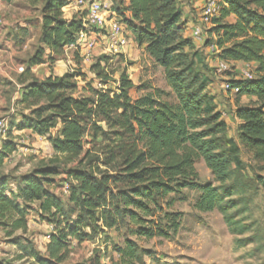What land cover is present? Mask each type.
Wrapping results in <instances>:
<instances>
[{"label": "trees", "instance_id": "trees-1", "mask_svg": "<svg viewBox=\"0 0 264 264\" xmlns=\"http://www.w3.org/2000/svg\"><path fill=\"white\" fill-rule=\"evenodd\" d=\"M127 1L122 9L114 5L113 11L123 18L134 42L162 67L172 100L164 99L159 89L132 98L134 85L126 74L130 63L115 78L126 62L121 53L116 65L107 56L92 65L100 89L89 82L79 91V73L74 70L30 81L19 101L30 113L22 117L17 129L47 136L55 153L50 163L56 165L34 168L21 177L15 190L0 183V229L8 236L18 230L25 232L26 205L34 202L39 218L53 228L44 253L23 239L20 252L0 264H63L73 241L81 244L110 230L124 239L123 245L115 247L119 264H141L147 252L140 240L168 239L177 233L182 213L170 210L168 196L185 188L198 189L194 208L199 212L218 210L232 234L250 230V224L237 218L246 212V205L235 197L245 187L239 146L225 135L227 123L206 91L208 78L195 72L197 53L184 35L177 0ZM219 1L221 17L212 20L222 59L257 64L256 76L229 82L238 89L237 98H255L250 104L238 105L234 116L239 121L240 144L264 170V0ZM66 4V0H44L42 7L38 43L54 56L75 44L83 29L81 18L63 17ZM230 14L235 15V22L222 23ZM43 54V47L38 46L29 64L42 63ZM108 82L114 87L106 88ZM58 123L57 134L50 135ZM85 136L92 138L88 142L91 148H85ZM95 146L100 147L102 157L94 154ZM13 150V145L4 143L0 166ZM59 158L63 163L77 160L67 169V205L49 187V177L59 169ZM198 159L204 161L217 185L197 182ZM256 178L264 188V177ZM95 261L100 264L97 257Z\"/></svg>", "mask_w": 264, "mask_h": 264}, {"label": "rangeland", "instance_id": "rangeland-1", "mask_svg": "<svg viewBox=\"0 0 264 264\" xmlns=\"http://www.w3.org/2000/svg\"><path fill=\"white\" fill-rule=\"evenodd\" d=\"M42 1L44 2V0ZM177 2L184 24V35L193 42L197 53L194 67L195 72L199 77L205 76L208 78L206 91L213 96L215 104L224 107L223 119L227 122L228 126L225 135L227 138L233 139L239 146L241 173L245 187L242 193L235 197L241 199L242 203L246 205V212L239 214L237 218L244 219V223L250 224V230L242 235L232 234L218 210L199 212L194 208V203L200 194L198 189L185 188L179 194L168 196V199H172L170 210L182 213L177 233L168 239L157 237L150 240H140V246L147 252V254L142 256L141 264H264V188L256 178L257 175L264 177V170H261L260 163L246 152L240 144L238 140V121L233 113V107L250 104L255 98H237L236 95L225 91L223 88L224 83L227 81L239 79L244 70L249 71L253 77L256 76L257 64L241 61L238 63L227 62V69L225 71H218L216 69L217 63L220 60L226 61V59H222L221 51L215 42L217 36L214 32L215 26L213 20L201 25L202 35L199 40L194 39L191 34L193 26L197 23L203 1L177 0ZM219 2V0H216L217 5H220ZM66 3L62 8L63 13L78 15L76 13L77 8L69 4L67 0ZM110 3V10L114 9V5L122 9L126 0H110ZM118 17L123 22V18ZM220 17L221 9L216 18ZM235 19V15L230 14L221 20V22H235ZM37 39L35 44L38 43ZM103 44L108 45L106 38H102ZM211 45L215 46V51H210ZM37 47L35 46V50ZM128 47L129 45L124 47V49ZM133 49L137 50L135 60H130L124 56L126 62L120 65V70L115 78L118 77L128 62L130 65H127L126 74L134 85L130 89V96L132 98H137L147 93L153 94L156 89H159L163 91L162 96L164 99L172 100L171 90L166 85L162 67L155 64L144 49L136 43ZM104 50L105 52H101L102 49L96 47L94 51L89 53L88 62H85L83 66L79 62L83 58L79 55L75 57L76 67L74 71L79 73V76L76 77L79 91L87 87V83L89 82L96 89L102 87L91 69L98 58L107 56L116 65L118 53ZM102 65H104L103 62ZM105 87L112 88L114 84L108 82ZM27 113L29 114L30 111ZM12 116L9 115V109L3 108L0 105V119L6 120V130L0 132V151L3 149L4 143H8V146L13 145L15 149L8 154L0 166V183L9 185L10 188H13L11 184L17 186L23 174L29 173L34 168L56 165L50 163V160L55 157V153L48 137L39 135L40 139L38 141L41 143H39L37 148L32 146L34 142H37V138L17 129V117ZM59 129L60 124L58 123L51 130L50 135H56ZM91 140L90 136L84 137V141H87L85 144L86 149L93 146L91 143H88ZM96 141L98 143L101 142V137L97 138ZM28 150H35L37 152H29ZM94 151L96 152H93L94 154L102 157L100 147L95 146ZM37 155L40 157H37ZM76 164L77 160L63 163V159L59 158L57 173L49 177V187L53 192H57L56 195L65 205H67L68 187L70 184L67 169ZM100 169H104V166H101ZM195 170L197 172L196 180L199 184L213 182V175L207 169L202 159L196 161ZM213 183L217 185V183ZM64 190L67 192L64 193ZM26 209L28 229L25 232L18 230L8 236L6 230L0 229V241L3 240V248L6 249L4 251L7 254L5 256L6 259H11L20 252V247L24 243L23 239L30 240L39 251L45 252V245L49 241V234L52 232L53 226L39 218L37 214L38 203L27 204ZM231 212H234V210ZM123 242V237L119 236L115 230L81 244L73 241L69 257L63 264H96V257L99 259L100 264H119L120 256L116 252L115 247L123 245ZM102 259L104 260L102 261Z\"/></svg>", "mask_w": 264, "mask_h": 264}, {"label": "crops", "instance_id": "crops-1", "mask_svg": "<svg viewBox=\"0 0 264 264\" xmlns=\"http://www.w3.org/2000/svg\"><path fill=\"white\" fill-rule=\"evenodd\" d=\"M202 1L204 2V0ZM43 4L44 2L42 0H0V105L3 108L9 109V115L17 117L16 122H20L22 117L28 115L27 112L30 111V109L24 108L19 103L22 95L26 92L25 87L30 81L33 79L43 80L48 76H62L66 72L74 70L76 67L74 59L77 55L83 58L82 61H79L82 63V66L85 62H88L87 59L90 56L84 55V51H74L68 47H65L62 55L54 56L46 46L40 45L39 43L35 44L41 32ZM63 17L67 20L74 17L79 18L78 15H67V13H63ZM128 33L133 38L129 30ZM35 46L43 47V62L30 65L29 59L34 54ZM107 46L106 44L102 45V41L97 45V47L102 49L101 52H105L104 49L108 52L109 46ZM133 48H135V43L130 44L127 49H124V47L121 48L122 51L120 53L130 60H135L137 50ZM50 56L54 57L53 61L49 59ZM236 62L238 63L239 61ZM250 64H253V62ZM21 66L24 68L22 72L18 71V68ZM241 97L250 96L243 95ZM216 107L222 113L223 118L224 107L217 104ZM236 107L237 105L233 107V113ZM21 131L37 138V142L32 144V146L37 148L39 143H41L38 141L40 136L32 133L29 129H23ZM14 141L17 142L16 140ZM28 151L37 152L35 150ZM37 157L40 156L37 155ZM11 186H13V190L16 189L15 185L11 184ZM66 192L64 190V193ZM54 193L57 194L56 191ZM3 245L2 240L0 241V260L6 259L5 256H7L4 251L6 249L3 248Z\"/></svg>", "mask_w": 264, "mask_h": 264}, {"label": "built area", "instance_id": "built-area-1", "mask_svg": "<svg viewBox=\"0 0 264 264\" xmlns=\"http://www.w3.org/2000/svg\"><path fill=\"white\" fill-rule=\"evenodd\" d=\"M77 8L79 18L82 19L83 29L78 34V39L75 44H69L66 47L84 51V55H89L97 47L102 38L108 40L109 51L120 53L121 48L135 43L133 38L128 33L124 23L119 19L115 11L110 10V0H67ZM220 6L216 4V0H204L201 11L198 15L197 23L193 26L192 37L199 40L202 35L203 23L210 22L218 15ZM1 23V21H0ZM210 51H215L214 45L210 46ZM227 62L220 60L217 63L216 69L218 71H225L227 69ZM24 68L21 66L18 71L22 72ZM252 74L244 70L240 78H252ZM224 90L235 95L238 89L232 87L231 83L227 81L223 85ZM6 130V120L0 119V132Z\"/></svg>", "mask_w": 264, "mask_h": 264}]
</instances>
